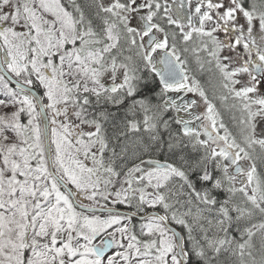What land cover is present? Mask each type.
Wrapping results in <instances>:
<instances>
[{
    "label": "snow or ice",
    "instance_id": "1",
    "mask_svg": "<svg viewBox=\"0 0 264 264\" xmlns=\"http://www.w3.org/2000/svg\"><path fill=\"white\" fill-rule=\"evenodd\" d=\"M0 264H264V0H0Z\"/></svg>",
    "mask_w": 264,
    "mask_h": 264
},
{
    "label": "flooded vegetation",
    "instance_id": "2",
    "mask_svg": "<svg viewBox=\"0 0 264 264\" xmlns=\"http://www.w3.org/2000/svg\"><path fill=\"white\" fill-rule=\"evenodd\" d=\"M204 79H205V80H208L209 78H208L207 76H205ZM205 86L208 87L209 90H211V85H210V84H206Z\"/></svg>",
    "mask_w": 264,
    "mask_h": 264
}]
</instances>
